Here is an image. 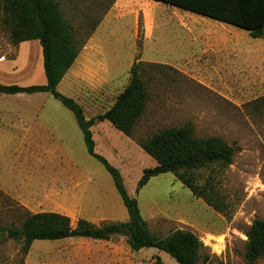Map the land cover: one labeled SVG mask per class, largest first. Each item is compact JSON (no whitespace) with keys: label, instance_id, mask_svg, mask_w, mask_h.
Listing matches in <instances>:
<instances>
[{"label":"rangeland","instance_id":"rangeland-1","mask_svg":"<svg viewBox=\"0 0 264 264\" xmlns=\"http://www.w3.org/2000/svg\"><path fill=\"white\" fill-rule=\"evenodd\" d=\"M55 1L79 45L59 92L73 98L86 119L109 109L131 67H143L149 100L131 137L106 121L91 132L95 152L120 171L150 233L188 230L205 247L208 261L199 264H245L244 232L253 220H264V38L151 0ZM93 11L113 15L91 42ZM27 44L14 46L0 25V84H46L41 46ZM186 124L196 137H219L236 150L229 167L196 173L201 186L211 175L226 206L222 213L172 174L138 188L143 171L156 165L141 143ZM42 212L66 215L73 225L78 219L96 226L128 220L111 176L87 153L71 111L46 93L0 95V227L20 228L27 213ZM21 244L0 241V264H177L156 249L133 252L121 236L37 240L25 256Z\"/></svg>","mask_w":264,"mask_h":264},{"label":"trees","instance_id":"trees-1","mask_svg":"<svg viewBox=\"0 0 264 264\" xmlns=\"http://www.w3.org/2000/svg\"><path fill=\"white\" fill-rule=\"evenodd\" d=\"M151 1L242 29L253 39L264 38V0ZM0 25L8 32L14 46L28 41L39 42L46 77L45 85L22 87L0 84V95L46 93L71 111L82 133L87 153L109 173L128 213L127 221L102 226H96L85 219H78L73 225L68 216L59 213H27L20 228L0 227V241H21L20 250L25 256L37 240L76 238L110 241L113 237L121 236L126 239V244L133 252L152 248L167 253L177 264L207 262L203 243L191 231L177 229L163 237L152 235L140 212L137 198L128 195L120 171L95 152L91 128L98 122L106 121L125 136L131 137L149 100L148 87L141 76L142 66L135 64L131 67L128 84L109 109L86 119L80 105L73 98L59 92L62 80L79 53L73 29L60 4L55 0H0ZM91 27L90 32H93L96 26L92 24ZM140 146L156 165L143 171L138 182L139 189L153 177L172 174L208 208L217 213L224 211L226 206L216 194L211 175L201 186L196 182V173L216 167H229L236 152L233 146L219 137H196L191 124L160 130ZM244 235L245 264H257L264 257V220H253Z\"/></svg>","mask_w":264,"mask_h":264},{"label":"crops","instance_id":"crops-1","mask_svg":"<svg viewBox=\"0 0 264 264\" xmlns=\"http://www.w3.org/2000/svg\"><path fill=\"white\" fill-rule=\"evenodd\" d=\"M154 2V1H153ZM155 3H159V2H155ZM100 14H98V13H96V11L94 12H92V14H91V16H88V18L90 19H92V20H94V24H95V29H94V31L91 33V35H90V41L92 42V36L94 35V33L99 29V26L105 21V19L107 18V16L108 15H113V13L112 12H110V11H107L106 13H104L103 15H101V16H99ZM185 15H187V14H185ZM184 15V16H185ZM193 15H195V14H193ZM197 16V15H196ZM200 17V16H199ZM202 19H206V18H203V17H201ZM208 21V20H207ZM210 24H213L212 22H209ZM218 25V24H217ZM219 25H224V24H219ZM148 26H150L149 25V23L147 24V22L145 21V29H147V27ZM150 28H152V26L150 27ZM147 33H148V30H146V32H145V37H148L147 36ZM28 42H30V41H28ZM22 44H27V42H23V43H21L19 46H21ZM28 45V44H27ZM158 257V256H157ZM159 258V257H158ZM161 260V259H160Z\"/></svg>","mask_w":264,"mask_h":264}]
</instances>
